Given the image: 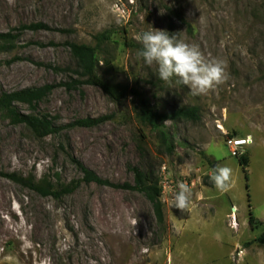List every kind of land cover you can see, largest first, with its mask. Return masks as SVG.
I'll return each instance as SVG.
<instances>
[{
  "label": "rangeland",
  "instance_id": "1",
  "mask_svg": "<svg viewBox=\"0 0 264 264\" xmlns=\"http://www.w3.org/2000/svg\"><path fill=\"white\" fill-rule=\"evenodd\" d=\"M35 23L51 29L19 30ZM150 28L224 60L228 81L193 96L176 78L160 80L157 65L136 55L140 35ZM106 31L110 39L99 50L98 68L105 80L139 91L158 112L199 107V122L166 123L173 154L140 121L135 95L117 102L96 86L58 85L77 78L66 43L95 46V36ZM7 32L20 36L14 50L0 51V94L56 84L38 111L55 116L58 125L112 118L40 138L0 113V264H264V245L254 242L264 230V0H0V33ZM232 137L251 143L234 156L227 143ZM72 157L115 184H134L130 167H152L160 177L165 165L164 223L143 193L84 183ZM218 164L233 170L226 192L210 179ZM5 174L76 189L56 199ZM180 182L191 189L183 212L169 207ZM251 211L258 229L249 224Z\"/></svg>",
  "mask_w": 264,
  "mask_h": 264
},
{
  "label": "trees",
  "instance_id": "2",
  "mask_svg": "<svg viewBox=\"0 0 264 264\" xmlns=\"http://www.w3.org/2000/svg\"><path fill=\"white\" fill-rule=\"evenodd\" d=\"M177 19L185 22L184 17L180 13H175ZM48 25L42 23H35L31 25L22 26L19 30H49ZM20 32L0 33V51H12L17 47ZM110 39L108 31L95 36L96 45H86L77 43H66L70 48V54L74 61L75 68L73 73L77 78H72L68 82L60 83L67 90H74L82 85H92L100 88L112 100L120 102L131 95L139 98V119L140 121L150 126L157 134L164 150L168 154L174 153V142L170 137V133L166 130L167 122H181L191 121L199 122L201 120L200 109L197 106H180L171 111L158 112L155 111L148 99L145 98L139 91L130 89L128 86L122 84L111 83L105 80L98 71L99 68V50L103 43ZM37 65H43L37 63ZM46 66V65H44ZM55 72L68 71V68L61 69L57 66L49 65ZM56 84H45L40 87H30L17 91L6 92L0 94V113L14 125L27 126L37 137L45 138L61 132L65 128L71 127H85L92 128L101 125L112 118L110 115H102L96 118L87 117L78 119L68 125H58L55 116L49 114H42L38 111V106L41 101L50 95V93L58 87ZM23 104L29 107L31 113L25 114L18 110L17 105ZM236 135V133H234ZM141 151L144 148L141 147ZM71 161L77 165L83 174L82 181L86 184L95 183L98 185L110 186L115 189H129L143 193L151 203L154 214L160 225L164 223L163 204L161 202V186L159 176L152 167L140 168L130 167L134 175V184H115L106 179L101 178L94 171L87 168L82 162L75 158ZM239 164L242 166L246 179H249L247 167L249 165L248 157L242 155L238 157ZM5 177L16 184L28 187L43 196H52L56 199L61 198L66 194L73 193L76 186L64 185L60 189H56L48 180H43L41 183L29 177H22L17 174H5ZM249 188V185H247ZM249 224L253 229H258L262 224L254 216L253 212L249 215ZM255 243L264 245V230L254 240Z\"/></svg>",
  "mask_w": 264,
  "mask_h": 264
},
{
  "label": "clouds",
  "instance_id": "3",
  "mask_svg": "<svg viewBox=\"0 0 264 264\" xmlns=\"http://www.w3.org/2000/svg\"><path fill=\"white\" fill-rule=\"evenodd\" d=\"M139 41L142 48L136 53L144 63L158 67L159 79L171 84L187 86L193 96H202L217 91L229 79L227 64L219 58H207L196 44L178 39L164 30L150 28L144 31ZM233 170L228 166L217 165L210 179L215 187L226 192L232 186ZM191 189L184 183L178 184L169 202L181 212L188 210Z\"/></svg>",
  "mask_w": 264,
  "mask_h": 264
},
{
  "label": "built area",
  "instance_id": "4",
  "mask_svg": "<svg viewBox=\"0 0 264 264\" xmlns=\"http://www.w3.org/2000/svg\"><path fill=\"white\" fill-rule=\"evenodd\" d=\"M228 145L230 146V148L232 149V154L234 156L237 155L238 153V150L244 148V147H247L251 141L248 139V138H230L228 141H227ZM161 174H160V186L161 187H165L167 186V182H168V179H167V169H166V166H162L161 167V170H160Z\"/></svg>",
  "mask_w": 264,
  "mask_h": 264
},
{
  "label": "bare ground",
  "instance_id": "5",
  "mask_svg": "<svg viewBox=\"0 0 264 264\" xmlns=\"http://www.w3.org/2000/svg\"><path fill=\"white\" fill-rule=\"evenodd\" d=\"M2 205H3V204H2ZM233 210H234V211H233L234 213H236V212H237V211H236V209H233Z\"/></svg>",
  "mask_w": 264,
  "mask_h": 264
},
{
  "label": "water",
  "instance_id": "6",
  "mask_svg": "<svg viewBox=\"0 0 264 264\" xmlns=\"http://www.w3.org/2000/svg\"><path fill=\"white\" fill-rule=\"evenodd\" d=\"M216 165H213V169H215Z\"/></svg>",
  "mask_w": 264,
  "mask_h": 264
}]
</instances>
